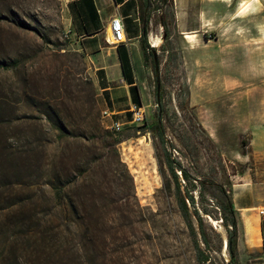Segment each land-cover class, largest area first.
Instances as JSON below:
<instances>
[{"label": "rangeland", "instance_id": "obj_1", "mask_svg": "<svg viewBox=\"0 0 264 264\" xmlns=\"http://www.w3.org/2000/svg\"><path fill=\"white\" fill-rule=\"evenodd\" d=\"M148 10L160 28L150 33L163 36L161 45L155 47L162 101L159 105L153 50L151 62L155 69L146 103H141L146 111L145 125L138 127L131 122L120 129L110 127L121 139L120 154L129 174L124 165L116 166L118 172L112 171L115 166L109 163L113 154L98 148L105 154L90 169L86 181L71 188L73 197L83 205L82 215L77 221H68L63 218L61 201L52 199L48 186L47 191L42 190L43 168L37 160L31 178L37 212H31L30 221L23 226L24 235L28 227L45 224L40 209L47 194L51 197L47 205L52 209L48 225L54 226L57 238L44 239L32 230L31 238L17 239L20 248L29 250L0 255V264H231L230 250L227 247L225 253L224 236L213 222H220L228 240L231 226L223 220L219 207L225 200L221 186L230 193L239 173L256 176L264 169L248 143L249 134L232 126L233 101L237 97L231 81L243 80L247 75L260 77L264 68L252 67L244 51H230L228 35H210L211 48L201 47L198 52L197 43L183 36L171 37L175 28L171 1L150 0ZM162 11L168 12L166 25ZM162 23L164 27H160ZM217 44L222 45L221 51ZM78 47L66 18L65 0H0V56H19L24 62L18 70L0 71V93L7 92L16 107L13 126L0 133L3 143L30 148L32 155H43L45 159L52 158L60 143H107L86 137L59 141L57 130L44 113L43 104L51 103L68 127L86 133L94 122L104 124L101 109L87 102L89 91L97 89L85 54ZM238 102L245 104L244 100ZM159 117L165 130V146L156 128ZM70 146L67 159L80 153L78 144ZM165 147L191 173L188 179L180 174L182 189L194 193L204 221L202 227L193 204L190 218L194 228L180 208ZM17 188L23 193L27 189L25 183ZM3 218L4 212L0 211V225L4 224L0 229V253L10 231ZM206 254L209 259L204 258Z\"/></svg>", "mask_w": 264, "mask_h": 264}, {"label": "crops", "instance_id": "obj_2", "mask_svg": "<svg viewBox=\"0 0 264 264\" xmlns=\"http://www.w3.org/2000/svg\"><path fill=\"white\" fill-rule=\"evenodd\" d=\"M241 1L173 0L175 28L171 37L183 36L197 43V51L201 47L211 48L210 35H228L230 51H244L252 67L264 68V0H258L246 11L240 10ZM148 6L147 0H65L71 35L88 61L97 103L107 127L115 121L124 126L131 123V106L146 103L145 95L149 94L156 67L151 62L153 49L144 46L143 36L146 33L147 40L154 45L150 37L154 32L150 31L157 33L160 29L153 23ZM114 15H121L125 23L127 40L120 43L110 41V20ZM186 34L194 35L193 39L189 40ZM241 37H245L242 42ZM200 40L205 43L198 44ZM217 46L221 51L222 45ZM233 81L237 100L233 101L232 126L249 134L248 143L264 164V75H247L243 80ZM238 100H244L245 104ZM230 193L238 217V264L253 261L264 264V169L256 176L239 173Z\"/></svg>", "mask_w": 264, "mask_h": 264}, {"label": "trees", "instance_id": "obj_3", "mask_svg": "<svg viewBox=\"0 0 264 264\" xmlns=\"http://www.w3.org/2000/svg\"><path fill=\"white\" fill-rule=\"evenodd\" d=\"M169 2L171 1V6L173 8L172 20L175 26V11L173 0H163ZM150 0H147V6L149 5ZM143 15H145V9L142 10ZM163 22L166 25L168 22V12L162 11ZM149 18L146 17V26H148ZM143 44L145 47L152 48V46L147 40V34L143 36ZM24 64L22 58L19 56L15 58H8L7 56H0V71H7L8 69L18 70L21 65ZM90 84H93V81H89ZM25 89L22 91L25 95ZM97 91L91 89L87 94V102H89L93 108H97L100 111V108L97 103L96 97ZM19 95V94H18ZM21 100V99H19ZM162 96L158 98V103L161 105ZM139 103V102H138ZM15 101L7 92L0 93V133L5 131L6 127L11 128L13 122L16 119V107L13 105ZM141 104V103H139ZM45 106V115L48 121L53 125L57 130V139L59 141H64L65 139L73 138L78 139L79 137L86 138H98L102 140H107V143H60V148L55 150L52 154L51 159H45L38 154H31L30 148L22 147L20 148L17 144L3 143V139L0 136V211L4 212L3 220L8 222V228L10 231H7L9 235L5 239V245L2 249L0 255L7 254L10 256L13 253L20 254L25 250H29V247L20 248L17 243L19 236H26V238H31V231H38L35 236L41 235L42 238H47L48 240H55L58 235L57 232L53 231L54 226L51 225V217H47L51 212V207L47 205V201L50 200V196L46 194L45 201L43 203L40 212L43 214L44 225H38L34 227H26L27 235H24L23 226H26L30 221L31 212H37V208L34 207L35 201L34 196L36 194V189L31 182V178L35 173V165L37 160L42 169V176L44 179V184L42 190H46L48 186V191L52 192V199L60 200L63 206V218L68 221H77L76 218L82 215L80 211L81 205L77 202L76 198L73 197L71 193V188L82 184L86 181L90 174V169L96 166V161L99 157H102L105 153H99L98 148L108 149V154H113L114 159L110 161L109 165L112 164L114 169L112 171L118 172L117 165H124V170L129 174L127 166L122 159L119 142L121 141L120 137L116 136L113 133V130L110 127L105 126L103 123L94 122L91 128H88V133L82 131H76L68 127V125L61 119L57 109L51 103L43 104ZM146 119L138 124V127H143L145 125ZM141 124V125H140ZM150 128L153 129V126L149 124ZM156 128L159 132L162 144L166 145V135L165 130L162 125V119H159L156 122ZM88 134V135H87ZM5 141V140H4ZM70 144L77 146L80 153L78 156H74L73 159H67L66 156L67 149ZM167 162L170 168L172 175L175 178L177 184V193L180 208L187 216V219L191 223V226L194 228L191 221V212H190V203L193 204L194 214L197 216L199 224L203 226V217L200 214V211L196 205V198L194 193L190 189L183 191L182 182L180 179V173L178 170H182V174L185 179L191 177V173L188 168L183 165V163L175 158H173L170 152L167 151ZM43 160V164H42ZM67 160V161H66ZM71 174V177H66L63 175ZM25 183L27 187L26 192H18V186ZM222 187V191L225 196V200L219 204V207L222 209L223 215L222 218L227 225L231 227L228 228V248L230 250L231 264H238V255H237V241H238V217L237 211L235 209L231 194L228 193L226 188ZM47 191V190H46ZM30 211L27 210V207H30ZM35 210V211H34ZM1 222V219H0ZM54 222V221H53ZM79 222V221H78ZM47 223V224H46ZM85 224V223H84ZM80 225V223H79ZM4 224L0 225L1 227ZM85 228V226H83ZM87 230V227H86ZM203 237L208 241L206 234L203 232ZM39 238V237H38ZM197 245H199L197 240ZM32 249V245L30 246ZM21 252V253H22ZM22 255V254H21ZM204 258L209 259V255H205Z\"/></svg>", "mask_w": 264, "mask_h": 264}, {"label": "built area", "instance_id": "obj_4", "mask_svg": "<svg viewBox=\"0 0 264 264\" xmlns=\"http://www.w3.org/2000/svg\"><path fill=\"white\" fill-rule=\"evenodd\" d=\"M110 29L112 33L110 37L111 38L110 41L112 43H120V42L127 40L125 23L121 15H114L111 18ZM131 112H132V122L133 123H141L146 118V113H145L146 111H145L143 104L134 103L131 106ZM111 127L115 129H120L123 127V123L120 121H115ZM178 171L180 172V174L182 173L181 170H178ZM262 211L264 212V209H262Z\"/></svg>", "mask_w": 264, "mask_h": 264}, {"label": "bare ground", "instance_id": "obj_5", "mask_svg": "<svg viewBox=\"0 0 264 264\" xmlns=\"http://www.w3.org/2000/svg\"><path fill=\"white\" fill-rule=\"evenodd\" d=\"M258 2V0H242L240 3V10L241 11H246L251 9L252 7L255 6V4ZM162 29H164L162 27ZM187 38H189V40H192L194 35L192 34H186ZM151 39L154 43L155 46H160L163 39L160 36H156L155 33L151 34ZM214 223L217 224L218 229L221 231V233L224 236V251L225 253H227V247H228V240H227V236H226V231L224 229V227L220 224V222L218 221H213Z\"/></svg>", "mask_w": 264, "mask_h": 264}, {"label": "water", "instance_id": "obj_6", "mask_svg": "<svg viewBox=\"0 0 264 264\" xmlns=\"http://www.w3.org/2000/svg\"><path fill=\"white\" fill-rule=\"evenodd\" d=\"M162 26L164 27V24ZM154 53H155V67H156V73H157V96L160 99L161 97L160 63L156 55V48H154Z\"/></svg>", "mask_w": 264, "mask_h": 264}]
</instances>
